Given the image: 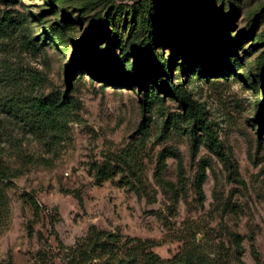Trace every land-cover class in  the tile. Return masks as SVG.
I'll return each instance as SVG.
<instances>
[{"label":"rangeland","instance_id":"1","mask_svg":"<svg viewBox=\"0 0 264 264\" xmlns=\"http://www.w3.org/2000/svg\"><path fill=\"white\" fill-rule=\"evenodd\" d=\"M145 1L0 0L31 40L32 49L10 46L12 60L44 77L43 96L69 106L53 145L17 130L0 136V264H64L92 230L113 237L106 246L118 257L144 243L162 260L194 249L212 264H264V127L255 122L264 113V0H197L199 46L164 19L155 51L191 111L165 78L129 76L147 36ZM160 3L151 6L158 23ZM99 19L106 33L87 42Z\"/></svg>","mask_w":264,"mask_h":264},{"label":"trees","instance_id":"2","mask_svg":"<svg viewBox=\"0 0 264 264\" xmlns=\"http://www.w3.org/2000/svg\"><path fill=\"white\" fill-rule=\"evenodd\" d=\"M161 3L158 8L163 20L158 23L152 16L153 0L143 2L140 8V25L145 29V34L137 43L134 52V64L131 66L129 76L134 80H139L148 75L152 81L165 78L170 93L177 99L186 111L194 109L193 103L188 96L171 82L169 64L161 58L160 54L155 51L156 42L163 41L162 30L170 23L180 33L186 30L188 36L192 38L195 46H199L197 34H200L203 28L201 22L196 20L194 8L197 6V0H159ZM133 6H139V2H133ZM195 16V17H193ZM191 20L194 26L189 27L187 20ZM200 21V20H199ZM104 19H99L93 30L86 35L87 42H92L102 37L104 32L101 28ZM193 25V24H192ZM21 24L16 21L10 12H0V136H6L9 130H17L20 134L29 135L31 138L40 143H57L64 135L69 115V106L67 103H55L40 93V87L44 77L39 73L30 71L19 62L12 60L9 55L10 46L16 44L21 49L27 50L31 46V40L21 35ZM206 51L201 56L206 59ZM11 57V58H10ZM236 69L237 65L233 64ZM116 72V71H115ZM120 71H117V74ZM217 74L215 70L212 72ZM116 75V74H115ZM113 76V75H112ZM264 80L263 77L259 80ZM264 101V100H263ZM256 124L259 128L264 127V113L256 115ZM203 132L208 135V130L201 125ZM8 138V135L6 139ZM214 147L218 144L212 142ZM167 155L161 153L154 167V176L157 178L165 169V158ZM128 156L122 155V160L128 162ZM179 179H181V169ZM117 166H109L108 171L115 173ZM106 170L100 169L96 174V179ZM5 177L4 172L0 170V181ZM204 181V173L200 170L195 179V187L199 197H201L200 186ZM27 203L34 217L38 216L39 206L31 196H26ZM113 237L101 232L90 231L82 243L66 251L64 264H212L211 261L203 258L194 249L184 250L174 255L170 259L162 260L145 247L144 243H137L125 250L121 256H117L111 249H107V243H112ZM9 264V263H7Z\"/></svg>","mask_w":264,"mask_h":264}]
</instances>
